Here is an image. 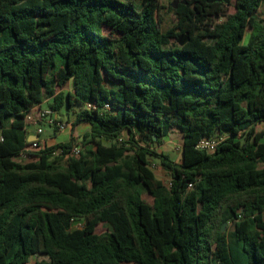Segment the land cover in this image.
Masks as SVG:
<instances>
[{"label":"trees","instance_id":"obj_1","mask_svg":"<svg viewBox=\"0 0 264 264\" xmlns=\"http://www.w3.org/2000/svg\"><path fill=\"white\" fill-rule=\"evenodd\" d=\"M262 3L221 18L223 3L183 0L163 30L158 0H0V264H264ZM46 97L79 108L82 150L21 163ZM172 128L179 163L156 151Z\"/></svg>","mask_w":264,"mask_h":264},{"label":"rangeland","instance_id":"obj_2","mask_svg":"<svg viewBox=\"0 0 264 264\" xmlns=\"http://www.w3.org/2000/svg\"><path fill=\"white\" fill-rule=\"evenodd\" d=\"M119 1H127V0H119ZM134 4L136 6H138V0H133ZM159 3L163 6V10L160 13L161 16V26L162 29H168L170 28L173 23H174V17L171 13V11L169 10V6L171 3H175L176 0H158ZM233 4H234V0H229L228 4H224L223 5V9L221 12V18H224L226 15L230 14L233 12ZM264 13V0L263 3L261 5V8L259 9V11H257V14L259 16H263ZM44 107L48 108L49 104L51 103V98L50 97H46L44 98ZM43 106V105H42ZM78 107H74L73 111H71L69 113V115L67 114L66 111V106H62L60 107V109L56 112L58 118L63 122H72L73 121V116L74 113L78 110ZM43 134L42 136L48 135L52 132V128L50 126H48L46 123H41L40 124ZM84 133H82L83 135ZM79 136V135H77ZM75 141V140H74ZM72 143H74L72 141ZM181 144H182V137L180 132L176 129V128H172L170 134L164 138L162 140V143L157 147V152H162L165 155H167L171 160H173L176 163L180 162V148H181ZM31 157L28 156H24L23 158H19L18 160L21 163H27L29 162L31 159ZM151 169L154 172L155 176L157 179L161 180L164 183L168 182V173L167 171L158 164V162L156 160H152L151 162ZM142 198L144 201L149 202L150 198L148 196V194L145 191H142ZM263 219H264V213H263ZM72 226L74 228H80L82 226V222L78 221V222H74L72 224ZM105 228V225H99L96 229V233H101ZM226 230V226L224 227V230ZM46 261L47 258L45 256L42 255H37V256H33L30 259V264H33L35 261L39 262V261Z\"/></svg>","mask_w":264,"mask_h":264},{"label":"built area","instance_id":"obj_3","mask_svg":"<svg viewBox=\"0 0 264 264\" xmlns=\"http://www.w3.org/2000/svg\"><path fill=\"white\" fill-rule=\"evenodd\" d=\"M34 108V107H33ZM32 108V109H33ZM86 109H94L96 108V105L93 103H87L85 104ZM32 109L28 111L23 118L24 122V128L25 132L26 129L30 125H40L41 123H46L48 126H50L52 129L55 130V132H61L65 131L66 129L71 128V123L61 121L56 111L51 110L50 108L40 109L38 107L37 111L35 113H32ZM104 110H109L108 105H104ZM42 133L41 127H38L36 129V135L39 136ZM26 140H27V134H25ZM226 138V135H214L211 137H202L198 140V142L195 144V149L199 151H204L208 153L214 152L221 142H223ZM1 140V139H0ZM46 147V144L43 141H40L38 139L35 140H27L26 146L23 148V150L20 152L19 158H23L24 156H29L28 152H38L43 150ZM82 150L81 145L77 143L75 140L74 143L71 145L69 149H65L63 147H59L52 152V155L54 157H58L61 159V162L64 163L69 158L72 157H78L80 152ZM32 160H35L34 157L30 158Z\"/></svg>","mask_w":264,"mask_h":264},{"label":"crops","instance_id":"obj_4","mask_svg":"<svg viewBox=\"0 0 264 264\" xmlns=\"http://www.w3.org/2000/svg\"><path fill=\"white\" fill-rule=\"evenodd\" d=\"M44 102L45 101L43 100L41 104L35 105L34 108L32 109V113H35V111H37L38 107L40 109H45L46 107H44ZM69 123H72V122H69ZM38 127H41V126L40 125H30L26 129L25 134H27V140L38 139L40 141H43L46 144V146L55 145V144H59V143H68V142H71L72 140H76L77 143L81 142L82 141V133H84L88 129L87 125L78 124L73 129L68 128L65 131H61V132H55V130L52 129V132L48 135L42 136V134H43V131H42L41 135L37 136L36 135V129ZM77 135H79V136H77Z\"/></svg>","mask_w":264,"mask_h":264},{"label":"water","instance_id":"obj_5","mask_svg":"<svg viewBox=\"0 0 264 264\" xmlns=\"http://www.w3.org/2000/svg\"><path fill=\"white\" fill-rule=\"evenodd\" d=\"M182 1L183 0H176V2L175 3H171L170 6L172 8H176L177 3L182 2ZM207 1L209 3H212V2H222L224 4H228L229 3V0H207ZM224 227H225V224H223L222 227H221L222 231L224 230Z\"/></svg>","mask_w":264,"mask_h":264},{"label":"flooded vegetation","instance_id":"obj_6","mask_svg":"<svg viewBox=\"0 0 264 264\" xmlns=\"http://www.w3.org/2000/svg\"><path fill=\"white\" fill-rule=\"evenodd\" d=\"M212 3H214V2H212ZM219 3H222V2H219ZM208 4H210V3L206 0V6H207ZM223 5H224V3H223Z\"/></svg>","mask_w":264,"mask_h":264}]
</instances>
